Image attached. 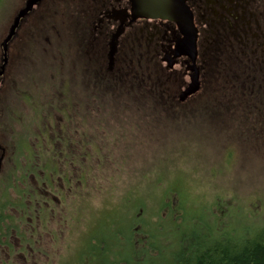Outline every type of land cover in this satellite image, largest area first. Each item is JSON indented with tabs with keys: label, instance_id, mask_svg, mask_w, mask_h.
<instances>
[{
	"label": "rangeland",
	"instance_id": "1",
	"mask_svg": "<svg viewBox=\"0 0 264 264\" xmlns=\"http://www.w3.org/2000/svg\"><path fill=\"white\" fill-rule=\"evenodd\" d=\"M24 1L0 0V35H5L10 20ZM57 2L47 1V11L40 12L37 18H28L27 28H23L26 31L31 28L24 39L26 48L20 46L21 61L13 76H6L10 86L0 97L4 99L0 139L1 134H6L2 145L10 154L0 175V194L5 191L11 202L0 209V245L8 239L11 242L12 225L14 236L19 239L20 232L32 227V233L25 235V242H15L17 248L20 243L29 246L25 247L26 256L15 251L12 257H7L8 253L0 250V264L5 261V264H80L79 252L88 233L99 224L100 228L91 233L99 238L102 229H109L104 225L109 220L123 230L137 200L141 207L131 239L139 247L146 244L144 227L152 240L167 246L176 244V225H182L177 230L179 235L188 233L185 237L191 238L199 233L196 223L199 220L213 226L218 219L221 228L245 235L250 229L263 228L264 112L254 108L262 94L255 93L252 101L246 86L239 89L236 79L222 84L215 66L219 49L208 46L205 52L211 57V64L205 66L207 90L204 91L208 95L204 98L203 93L201 98L195 97L181 105L183 109L177 107L169 112V117L178 114L182 123L163 120L168 117L163 114L164 109L146 114L148 110L140 108L144 100L138 105L141 96L136 87L148 82L144 72L137 80L125 76V92L112 99L108 95L101 99L95 95L92 82H87L86 88L81 76L73 77L76 70L71 66L70 56L74 46L72 35L67 33L71 28L63 17L76 11L77 6L84 8L86 0ZM210 90L222 94L214 97ZM226 91L232 92L234 101L228 102ZM153 96L152 104L157 106L170 99L158 92ZM203 99L206 103L198 105L200 111L218 113L221 123H208L212 120L208 115L197 114L196 104ZM219 101L222 104L217 105ZM186 104L191 109H185ZM220 106H227L229 113L225 109L219 111ZM52 126L51 132L64 140L58 142V137L40 134V130ZM42 139L46 141L43 143ZM23 143L28 144L27 154ZM70 158L74 161H69ZM48 191L56 195L55 202L45 199L50 198ZM17 195L21 205L11 207ZM29 201L30 206L21 212L20 222L15 211L23 209ZM22 214H27L28 219ZM147 221L164 227L152 232ZM3 234L7 237L2 238ZM114 236L109 247L124 243L118 234ZM106 244L103 242L102 249ZM126 251L124 245L120 246L106 259L127 258ZM148 251L156 253L155 247ZM141 261L161 262L148 257Z\"/></svg>",
	"mask_w": 264,
	"mask_h": 264
},
{
	"label": "flooded vegetation",
	"instance_id": "2",
	"mask_svg": "<svg viewBox=\"0 0 264 264\" xmlns=\"http://www.w3.org/2000/svg\"><path fill=\"white\" fill-rule=\"evenodd\" d=\"M47 1L59 4L57 0H42L28 16L19 22L15 33L6 45L5 51L1 44L7 35L8 29L5 35L3 33L0 35V38L4 35L0 41V97L6 92L5 88L10 86V81L5 79L6 76L8 74L13 76L17 65L21 61L19 59L20 46L22 44L23 46L25 45V36L31 30L30 27H28L27 31L23 30V28H27L25 23L29 17L34 16L37 18L40 12L47 11ZM94 2L95 4H93ZM185 4L191 11L193 24L197 29V56L194 66L198 72L199 89L194 94L189 95L183 101L178 99L190 82L189 75L191 73L188 68L192 64L186 57H174L175 44L181 37L176 25L164 20L150 19H137L130 22L128 17L130 5L127 0H86V3L83 4L84 8L77 6L76 11L69 12L67 16L63 15L71 28L70 32L67 33L72 35V44L74 46L73 54L70 56L72 59L71 66L75 67L76 70L73 77L81 76L86 88L87 82H92L94 87H96L95 95L101 97V99L105 95L112 99V97L125 92L126 84L123 83L125 76L130 75L137 80L138 76L145 73L151 87L150 93H148L150 96H153L155 92L165 94L170 97L171 102L175 103L179 109H183L181 105L189 100L193 101L195 97L201 98L204 91L207 90L205 89V66L209 63L211 64V57L208 58L205 51L208 50V46H212L219 49L217 51L218 58L216 59L218 63L215 66L222 84H228L231 80L236 79L235 84L240 89L243 86H247V83L254 87V84H256L255 80H257L256 82H259V93H262L264 97V0H185ZM87 5H89L88 8H86ZM124 15H127V17L124 18ZM35 21L36 19L34 23ZM34 23L32 24L33 26ZM119 29H121V33L115 41V53L113 58L109 59V44ZM145 35L148 38H145ZM38 45H35L33 50ZM212 51H210V54ZM166 59L171 62V67L168 66ZM63 60L64 58H61V61ZM245 73L246 75L244 76L243 74ZM175 75H178V77L176 78ZM210 91V94L214 97L222 94L219 90ZM140 92L138 94L142 98L143 91L140 90ZM231 93L226 94L227 100L234 96ZM235 93L242 96L240 94L241 91ZM204 95V98H206L208 93H204ZM86 96L89 97L88 93H86ZM2 102L4 103V99L0 98V112L4 110L1 105ZM225 102L227 101L224 100ZM205 103L204 99L200 100L199 103L197 102L195 110L199 109L198 105ZM140 107L143 108V106ZM174 107H169V109H175ZM184 108L191 109L188 104L184 105ZM218 109H225V112L228 111L227 106H220ZM262 112H264V109H262ZM253 124L256 123L254 122ZM257 124L261 125L260 122ZM53 127L47 128L46 131L42 129L39 132L42 136L45 134L47 138L51 135L58 137L56 132H51V130H54ZM1 136L0 175L2 176L5 162L10 154L6 153V149L2 145L4 137L6 139V134H1ZM60 139L64 140L61 137L56 139V141L59 142ZM42 141L44 143L46 140L42 139ZM27 145L23 143L22 147L26 154L29 151ZM52 145L53 147L55 146V141L52 142ZM63 149L67 148L63 147ZM68 160L74 161L71 158ZM1 182L2 179L0 180ZM42 184L46 188V185ZM47 193L50 198L47 197L45 199L49 203L57 200L54 193L49 191ZM21 196H25V194L21 193ZM9 198L5 191L0 194V209L11 203ZM21 202L20 196L17 195L11 207L20 206ZM30 203L29 201L23 209L15 211L19 214L20 222L21 212H25V207H29ZM42 203L48 205V207L50 206L47 202L42 201ZM22 215L23 218L28 219L27 214ZM45 215L47 216L48 214L45 212ZM9 220L12 222V219ZM13 229L14 225L11 226L10 230L15 235ZM25 231L20 232L21 239L13 235L11 242L8 239L5 241L6 244L0 245V250L6 255L8 253L7 257H12L15 251H17L18 255L26 256L25 247L28 245L20 243L17 245L18 248L15 247L17 240L18 242H25V235L32 231V227ZM5 237L7 236L3 234L2 238ZM5 263L6 261L2 264Z\"/></svg>",
	"mask_w": 264,
	"mask_h": 264
},
{
	"label": "trees",
	"instance_id": "3",
	"mask_svg": "<svg viewBox=\"0 0 264 264\" xmlns=\"http://www.w3.org/2000/svg\"><path fill=\"white\" fill-rule=\"evenodd\" d=\"M256 81L257 80H255L256 84H254V87H251V85H247L245 87V91H248V96L252 101H254L255 98L254 94L259 93L257 87L259 82ZM136 88L139 91H143V97L138 98V100L141 99V101L138 102V105H141L144 100L143 109L145 110V112L146 110H148L146 114H149L150 110H154V112L156 113L162 112L164 109L165 113L163 114L168 117L162 118L163 120H165L166 122L175 123L176 121H178L177 123H182L183 120H181V118H178V114H171V117H169V112L172 113L173 110L177 108L175 103L171 102L170 99L168 100V102L159 103L160 106H157V104H152L151 100H153L155 97L148 94L151 90L149 88V82H146L142 87L139 86ZM255 90L258 92H255ZM261 97H263V94ZM234 100L235 98L232 100L229 99V102ZM220 104L222 103L219 101L217 105ZM254 104V108L256 109H264V97L260 102L257 103L256 101V103ZM172 106H175V109H169V107ZM196 110L197 114L199 115L206 114L203 111H200V109ZM207 115L212 119L208 123H221V119H218V113H208L206 114V116ZM211 115L213 118L211 117ZM139 203L140 200H137V204L134 203V205L132 206L129 214L130 218L127 219L129 221L126 224H123V230H119L117 228V225H115V222L108 219L109 223L104 222V225L109 227V229L107 231L102 229L103 233H101L99 238L91 235V233H94L97 228H100L99 224L95 230L89 232L90 235L88 233V235L86 236V240L83 242L81 251L79 252L78 262L80 264H143L141 259L148 257L154 258V260L155 258L161 260L159 264H264V227L257 230L250 229V232L245 235L244 232H237L234 229H227L226 227L221 228L220 224L218 223V219H215L216 221L214 222L213 226L206 223V221L204 222V220V223H202L200 220L199 222L196 221L197 231H199V233L195 236H192L191 238L185 237L188 233H186V235H179V233H177V230H179L182 225H176V231H174L176 236V244H171L172 246H167L166 244L162 245L161 242L152 240V235H146L148 233L146 231V228L144 227V240L146 241V244H143L139 247L138 244L133 242L134 239H131L134 234L133 230L135 226L138 225V223H136V220L140 213L139 208L141 207V205H139ZM191 214H193V211H191ZM171 215H174V213H172ZM146 224L149 229H152V232H159V228L164 227V225L162 224H153L150 221H147ZM114 233L118 234V236L123 239L124 243L120 244V242L115 244V246L113 245L114 247H109L108 245L109 242L112 241V238H116L114 236ZM158 234H156L157 238ZM166 236H168V234ZM122 239H119V241H122ZM144 240L140 241L144 242ZM103 242H107V244L106 246H103L102 249L101 245H103ZM123 245L125 247V250H127V258H121L122 260L106 259L109 255L114 254L117 248ZM153 247H155L156 249L155 254L149 253L148 251V249H152ZM113 248L115 249L112 250Z\"/></svg>",
	"mask_w": 264,
	"mask_h": 264
},
{
	"label": "water",
	"instance_id": "4",
	"mask_svg": "<svg viewBox=\"0 0 264 264\" xmlns=\"http://www.w3.org/2000/svg\"><path fill=\"white\" fill-rule=\"evenodd\" d=\"M130 5V14L128 15L130 22L137 19L164 20L172 22L176 25L180 38L175 44L173 51L174 57H186L191 61L189 84L184 92L179 96V101H183L189 95L194 94L199 89L198 72L194 66L197 56V29L193 24L192 14L190 9L185 4V0H127ZM41 0H25L22 8H20L8 28L6 37L2 42V48L5 51L6 45L15 33L19 22L25 18L33 8L38 5ZM127 15H124L126 18ZM117 31L109 44V59L113 58L115 53V41L121 33ZM168 61V66L171 67V62ZM5 62V59H4Z\"/></svg>",
	"mask_w": 264,
	"mask_h": 264
}]
</instances>
